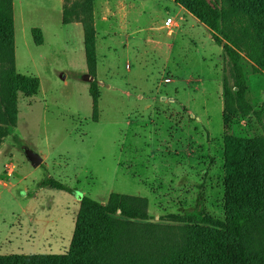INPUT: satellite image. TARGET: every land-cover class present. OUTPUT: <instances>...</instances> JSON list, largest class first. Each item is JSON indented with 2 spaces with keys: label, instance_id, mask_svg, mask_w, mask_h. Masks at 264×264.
Here are the masks:
<instances>
[{
  "label": "rangeland",
  "instance_id": "rangeland-1",
  "mask_svg": "<svg viewBox=\"0 0 264 264\" xmlns=\"http://www.w3.org/2000/svg\"><path fill=\"white\" fill-rule=\"evenodd\" d=\"M63 2L13 0L15 69L40 85L18 94L17 123L0 145V255L65 253L81 195L144 197L154 222L194 209L223 219L222 54L209 30L173 0H107L113 14L95 23L94 120L83 34L61 22ZM166 14L176 26L164 38L156 27ZM248 70L260 115L242 123L262 135L264 76Z\"/></svg>",
  "mask_w": 264,
  "mask_h": 264
},
{
  "label": "trees",
  "instance_id": "trees-1",
  "mask_svg": "<svg viewBox=\"0 0 264 264\" xmlns=\"http://www.w3.org/2000/svg\"><path fill=\"white\" fill-rule=\"evenodd\" d=\"M63 24L83 31L92 119L98 89L95 0H63ZM206 26L222 54L223 219L202 209L150 220L147 199L111 192L105 203L79 196L74 230L63 254L0 255V264H264V134L242 121L259 116L249 101V70L264 76V0H173ZM43 43L40 28L30 29ZM13 0H0V145L17 123V98L33 96L39 78L16 71ZM60 190L54 180L42 181Z\"/></svg>",
  "mask_w": 264,
  "mask_h": 264
},
{
  "label": "crops",
  "instance_id": "crops-1",
  "mask_svg": "<svg viewBox=\"0 0 264 264\" xmlns=\"http://www.w3.org/2000/svg\"><path fill=\"white\" fill-rule=\"evenodd\" d=\"M95 4H96V1H95ZM99 4H100V6L98 5V7H100V8H98V12H97V9H96L97 8L96 5L93 6V24H94V28H95V23H96V17H97V15L101 18V20H106V14H107V12H110L111 14H113L110 10H108V5H106L107 4V0H102ZM121 9L123 10V7H117L116 14H120V12L122 11ZM61 14H62V4H61V8H60V15ZM167 16H170V15L169 14L164 15V18H162L161 23H158V26L156 27V29L163 31V37L164 38H166L167 36H171L174 33V31L171 29V27H167L165 25V23H164V20H165V18ZM61 18H62V16H61ZM70 24H73L74 26H77L82 31V26H81V23L80 22H72ZM95 33H96V29H95ZM82 34H83V31H82ZM164 42H165V40H163L161 42L159 40H156L154 43L156 45H158L159 47L161 46V48L163 49ZM170 47L171 46H169V48ZM14 50H15V46H14Z\"/></svg>",
  "mask_w": 264,
  "mask_h": 264
},
{
  "label": "water",
  "instance_id": "water-1",
  "mask_svg": "<svg viewBox=\"0 0 264 264\" xmlns=\"http://www.w3.org/2000/svg\"><path fill=\"white\" fill-rule=\"evenodd\" d=\"M86 80L92 81L93 80V76H87L86 75ZM24 154H25L26 159L31 163V165L33 167L38 166L41 163V161H42L41 156L38 153H36L35 151H33V150L29 149V148H25L24 149Z\"/></svg>",
  "mask_w": 264,
  "mask_h": 264
},
{
  "label": "built area",
  "instance_id": "built-area-1",
  "mask_svg": "<svg viewBox=\"0 0 264 264\" xmlns=\"http://www.w3.org/2000/svg\"><path fill=\"white\" fill-rule=\"evenodd\" d=\"M164 23L167 27L176 26V23L173 21V17L167 16L164 20Z\"/></svg>",
  "mask_w": 264,
  "mask_h": 264
}]
</instances>
